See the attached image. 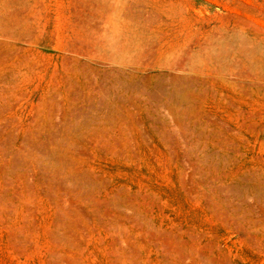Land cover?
<instances>
[{"label": "rangeland", "instance_id": "374dc122", "mask_svg": "<svg viewBox=\"0 0 264 264\" xmlns=\"http://www.w3.org/2000/svg\"><path fill=\"white\" fill-rule=\"evenodd\" d=\"M0 264H264V0H0Z\"/></svg>", "mask_w": 264, "mask_h": 264}]
</instances>
